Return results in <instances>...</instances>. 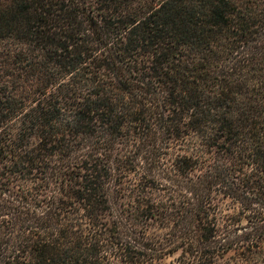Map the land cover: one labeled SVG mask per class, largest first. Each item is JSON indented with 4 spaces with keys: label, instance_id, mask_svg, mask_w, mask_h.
I'll return each mask as SVG.
<instances>
[{
    "label": "trees",
    "instance_id": "1",
    "mask_svg": "<svg viewBox=\"0 0 264 264\" xmlns=\"http://www.w3.org/2000/svg\"><path fill=\"white\" fill-rule=\"evenodd\" d=\"M230 252L264 264V0H0V264Z\"/></svg>",
    "mask_w": 264,
    "mask_h": 264
},
{
    "label": "rangeland",
    "instance_id": "2",
    "mask_svg": "<svg viewBox=\"0 0 264 264\" xmlns=\"http://www.w3.org/2000/svg\"><path fill=\"white\" fill-rule=\"evenodd\" d=\"M238 257L237 254H235L234 252H230L227 255H225V257L223 259H219L217 261V264H246L244 262H246V260H242ZM172 259H169V261ZM248 264V263H247Z\"/></svg>",
    "mask_w": 264,
    "mask_h": 264
}]
</instances>
